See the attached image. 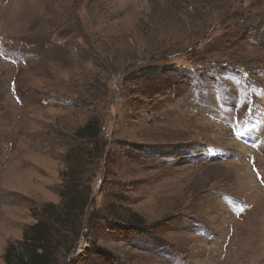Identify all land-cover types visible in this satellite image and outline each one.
<instances>
[{
  "label": "rangeland",
  "instance_id": "obj_1",
  "mask_svg": "<svg viewBox=\"0 0 264 264\" xmlns=\"http://www.w3.org/2000/svg\"><path fill=\"white\" fill-rule=\"evenodd\" d=\"M74 179L57 264H264V0H0V264Z\"/></svg>",
  "mask_w": 264,
  "mask_h": 264
},
{
  "label": "trees",
  "instance_id": "obj_2",
  "mask_svg": "<svg viewBox=\"0 0 264 264\" xmlns=\"http://www.w3.org/2000/svg\"><path fill=\"white\" fill-rule=\"evenodd\" d=\"M78 139L97 141L99 126L97 120H88L76 130ZM70 186L69 194L60 196V203H45L41 206L43 220H37L22 231L21 239L8 242L2 259L4 264H57L60 247L66 243V237L71 235V241L81 233L82 217L90 203V189L85 195L78 188L75 179ZM143 224L136 212H129L123 229L138 227ZM76 236V237H75ZM63 241L60 242V241Z\"/></svg>",
  "mask_w": 264,
  "mask_h": 264
}]
</instances>
